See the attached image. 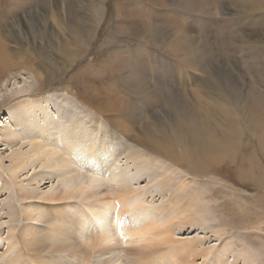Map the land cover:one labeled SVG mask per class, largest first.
<instances>
[{
  "label": "rangeland",
  "instance_id": "obj_1",
  "mask_svg": "<svg viewBox=\"0 0 264 264\" xmlns=\"http://www.w3.org/2000/svg\"><path fill=\"white\" fill-rule=\"evenodd\" d=\"M146 1L0 0V46H5L8 57V63L0 67V95L2 92L28 91L29 85L34 83L33 73L40 75V86L45 78L49 82L53 79L51 85L45 90L39 88L35 95L28 97L25 94L5 100V104L0 105V123L13 125L7 116L16 104L44 107L51 119L57 120V116L60 121L59 112L49 107L58 100H61L59 103L75 104L79 110L77 115L84 120L93 111L80 98L76 100L79 94L94 97L95 105L116 103L117 109L112 112L128 104L134 118L132 125H128L136 137L144 138L156 154L167 148L180 157L186 155L188 161L174 165L159 155L148 158V171L155 169L154 174L176 179L163 198L156 192L159 180L148 181L147 172L143 169L136 173L131 161H116L114 177L125 170L131 185L128 188L133 191L130 202L127 201L128 213L122 220L129 218L127 225L130 227V223L131 228L144 222L163 220L170 227L167 236L171 243L161 245V248L163 251L165 248L167 251L169 248L184 251L183 260L192 264H264V48H259L255 39L249 36L264 34V12L241 15L237 13L243 11L237 9L239 0H205L211 6L206 14L213 12L211 21H208L205 13L195 8L188 11L185 0ZM99 7L104 8L103 14L97 12ZM92 8H95L93 14L97 13L98 19L102 17L99 23L92 17ZM141 8L144 15L156 16L153 25L165 31L152 42L154 30L145 17H139ZM173 12L177 17L172 15ZM129 26L141 30L136 37L141 41L131 42L125 37ZM79 39H91L86 54L82 53L87 43L84 41L85 45L79 46ZM140 42L142 45H135ZM169 45L176 46L177 50L174 48L173 51ZM136 46L138 50H135ZM118 79H126V82ZM75 82L76 88L72 85ZM134 88L143 89L139 97L122 91L131 92ZM115 90L122 91L124 97L116 95ZM42 94L46 95L49 103L42 102ZM157 98L159 103L150 104ZM113 115L107 113L104 118L111 120ZM96 116L93 130H97L94 134L100 131L103 118ZM125 122L128 123L122 118L118 125L126 127ZM181 137L182 143L179 142ZM30 143L34 145V141L25 136L12 140L11 145L0 144V264H7L5 261L9 258L13 264H33L26 259L22 241L26 218L30 214L27 208L50 211L47 203L50 196L54 193L59 199L66 198L69 191L61 187L58 178L51 181L38 178L36 181L35 176L43 173L39 167L18 171L13 186L8 185L11 175L5 169L13 163L9 157L26 153ZM113 144L108 139L105 141L111 155L108 159H113L121 151ZM195 166H201L203 172ZM192 169H196L198 174ZM121 183L105 178V187L94 191L103 193H97L99 199L108 197L103 204H112L113 189L116 190V185ZM80 190L72 191L73 199L57 202L64 207L63 213L70 212L68 206L79 208L84 213L86 224L81 244L87 247L99 233L89 209L90 206L97 208L94 203H85L87 200L78 195ZM24 191L33 194L24 196ZM95 193L86 191L85 194ZM149 194H155V198L152 200ZM15 197L16 201L13 200ZM57 202L52 203L57 206ZM171 206L170 215L159 213L160 209L168 210ZM118 209L111 210L106 224L108 229H115L113 223ZM142 210L158 211V219L140 217ZM202 214L203 220L194 222ZM142 218L148 219L144 221ZM116 233L120 235L113 236L111 243L123 246L121 249L145 246L136 242L128 247L124 244L135 241V237L124 238L118 230ZM190 248L195 251L187 254L185 250L189 252ZM94 252L89 257L90 264L99 258L104 259ZM60 256L64 257L63 254ZM58 257L47 255L44 260L53 263ZM72 262L87 264L83 257L77 256L72 258ZM115 264H120V261Z\"/></svg>",
  "mask_w": 264,
  "mask_h": 264
},
{
  "label": "bare ground",
  "instance_id": "obj_2",
  "mask_svg": "<svg viewBox=\"0 0 264 264\" xmlns=\"http://www.w3.org/2000/svg\"><path fill=\"white\" fill-rule=\"evenodd\" d=\"M144 2L147 1L144 0ZM185 2L187 4L188 11L189 8H195L199 10V12L202 14L204 13L206 14L208 8L211 7L209 6V4L206 3L205 0H185ZM214 3L215 5L219 4L216 2ZM103 4L104 3H102V5ZM148 6L149 5H147V7ZM143 8L139 10L140 12L139 17L140 18L145 17V21L149 24L151 28H153L154 34L150 40L152 42L153 39H156V36L158 34L164 35L165 31L163 28H160V26L157 27L153 25L154 23L152 22L153 20L157 19L155 18L156 16L144 15ZM237 9L243 10L237 12L241 15L246 13L252 14L255 12H264V0H239ZM103 10L104 8L102 9V7H99L97 12L103 14ZM91 11H92V17L94 18V20L97 21L98 19L97 13L93 14L95 12V8H92ZM172 15L177 17V13L175 12H173ZM197 15H199L198 12ZM212 15L213 12L206 14V17H208L207 19L208 21H211L210 18H212ZM101 18L98 19L97 23H99ZM122 30L121 32H123ZM140 32H141L140 29L129 26V29H127V33H124V35L126 34L125 37H127L129 40H132L131 42L141 41L140 39H136V37ZM249 36L255 39V43L259 46V48H264L263 33H254V35H249ZM159 37L160 36H158V38ZM3 39L6 40V37H4ZM26 39L27 38L25 37L24 34V40ZM91 39H83V40L79 39V46H84L85 42L87 43L86 49L82 54H86V52L89 51V48L91 46ZM174 41L177 42L176 38L174 39ZM135 45L140 46L142 44L140 42V43H136ZM137 46L135 50H138ZM169 46L173 48L172 49L173 51L174 48L175 50H177L176 46L174 45H169ZM4 48L5 46L2 45L0 46V67L5 66L6 63H8V57L5 54ZM72 63L70 66L73 65ZM104 66L106 67V64H104ZM71 77H73V75H71ZM39 78H40L39 74L36 73L32 74V80L34 81V83L29 85L28 91L23 89L10 94L2 92L0 95L1 98L0 105L5 104V100L7 102V100L10 101L16 99V97L18 96H22L26 94L28 95V97H30L32 95H35L36 91L39 88L41 89L44 88L43 90H45L46 89L45 87L51 85L53 82V79L49 82V79L45 78L46 79L45 82H43V84L40 86ZM121 82L125 83L126 79H122ZM72 85L74 88H76L77 82H75V84ZM141 90L143 89L134 88V91L127 92L126 89L124 90L122 89V91L126 93L129 94L133 93L135 95L133 97L136 96L139 97V92H141ZM115 91H116L115 93L116 95H120L121 97H124L122 96L123 95L122 91L120 90H115ZM156 93L158 94V92ZM42 95H43L42 98L44 99L42 102H44V104L49 103V101L46 100L47 98L45 97L46 95L45 94ZM79 98L80 100H82L83 103H85L84 105H86L87 107L90 108L91 111H93L91 114L90 113L87 114L86 115L87 117L84 120H82L77 115L79 113V110H77L75 104H73L72 102L65 103L64 101L63 103H59L61 102V100H58L59 102L56 101L52 102L49 105V107L52 106L55 110L59 112L60 121H58L57 116H56L57 120L51 119L50 114L46 112L44 107L38 105L33 106V105L16 104L15 105L16 107L13 108L11 114H8L7 116V119H9L13 125H9L6 122L5 125L4 122L0 123V129L3 130L0 131V144L11 145L12 140L18 137H25V136L30 137L31 140L34 141V145L30 143L31 145H29V149L26 153L14 154L12 157H9L13 160L11 167L5 169V171H7L8 174L11 175V178H8V182H7L9 186H13L14 184L13 181L17 179L16 173L18 171L39 167L40 169H42L43 173L35 176L36 181H38V178H40L43 181L45 180L51 181L53 178H58L61 187L69 190L66 195V198L60 197L61 199H59L57 196H55L54 193L50 196V198L47 200V203L50 204L49 207L50 211L41 212V209L35 207L31 208L30 206L27 208L30 214L26 218L27 224L24 225V232L22 235V241H23V246L25 248L26 259L30 260L33 264H75L74 262H72V258L74 259L77 256V257H83L84 262L90 264L89 262L91 260L89 259V257H92L91 254L94 252V250H97V252L95 251L96 253L95 252L94 253L98 254L99 257L101 256L104 257V259L101 260L99 258L97 261L95 260V263L93 264H115L117 261H120V264H160V263L164 264L166 262L168 264H192L183 260L184 251L176 248H169L170 249L169 251H167L165 248V250L163 251V249L161 248V245L162 246L164 244L169 245L171 243L169 236H167L169 235L168 233L170 232V227L167 226L165 222H162L163 220L161 221V219H159L160 222L158 220L155 221L153 220L146 224L144 222L142 223V225L139 224L140 226L136 228H134L135 226L131 228V224L129 223L130 227H128L127 223L130 221L129 218H128L129 221L125 219L122 220V218H124L125 214L128 213L126 211L127 201L129 200L130 195L133 194V191L130 188H128L130 183L128 182V174L124 172L125 170L119 171L120 174L114 177L115 171L117 170V165L115 164L116 161L118 162L131 161L132 164L134 165V169L136 173L141 172V169H143L144 171L146 170L145 172H147L146 178L148 181L152 182L154 180L156 181L159 180L156 183V187H157L156 192L157 193L159 192L160 194L159 196L163 198V194L169 193L171 189V184L176 179H174V177L172 178V176L165 177L162 176V174H154L155 169H151L150 171H148L149 166L147 165L146 161L148 160L149 157H156L157 155H159L160 157L166 159L170 163L174 165H178L177 163L184 161L187 162L188 161L187 156L185 155L180 157V155L173 154L167 148L164 151H162V153L160 154L154 153L151 150L149 143L145 142L144 138L136 137L132 133V128L130 130L129 125L130 124L132 125L134 118L132 117V113H133L132 107L130 108L128 104L122 105V107H120V109L117 112H112L113 109H117L116 103L112 105H108L107 103H96L97 105H95V100L94 97L92 98V96L79 94L76 100H79ZM159 100L160 99L158 98L156 100L154 99V101H152L150 104L152 103L157 104L159 103ZM93 102L94 104H92L93 106H91V103ZM146 103L148 104L149 101H146ZM10 108L11 106L8 109V113ZM139 109L140 108H138V110ZM107 113L114 114L113 115L114 118L111 120L105 119L104 116ZM97 114L100 115L101 118L103 117L104 119L102 118V121L100 122L99 125L100 131L98 130L96 134H94L96 128L93 130L94 127L93 121L98 117L96 116ZM122 118L128 121V123L125 122L127 123L126 127L118 125L120 119L122 120ZM134 122L136 123V119L134 120ZM65 124H68V127H64ZM81 124H83V128L81 127ZM19 139L21 140V138ZM107 139L108 142L112 141L114 143L113 145H116L121 150L120 152L117 153V156L113 157V159H111V157L108 159V156L111 155L110 152H108L107 148L105 147V141H107ZM129 142H132V144H130ZM179 142L180 143L184 142L182 137L179 138ZM27 143L29 144V141H27ZM51 146H53L54 148H51ZM64 154H66V157L63 156ZM177 156L179 157L177 158ZM109 163L111 164L109 165ZM95 164L96 166H94ZM189 164L191 165V159L189 160ZM195 167L198 171L203 172L201 166H195ZM196 169H192V170L194 171V173L198 174V171ZM3 173L5 174L4 171ZM45 177H48V179H44ZM105 178L112 180L114 182L116 180L122 182L121 185L119 186H118L119 183L117 185L114 184L117 186V188H115L116 190L113 189L114 193H112L111 195L114 196H112V198L110 197L111 200L113 201L112 204L111 203L103 204L105 200L106 201L108 200V197L105 196L104 198L99 199L100 197L99 198L97 197V193L99 195H103V193L102 192L95 193L94 191V190H98L99 188L105 187L103 185V181ZM81 184L84 186H82ZM81 188L82 190H80ZM76 189L80 190L78 195L80 197H83V200L85 201L87 200L85 203H89V204L94 203L97 208L95 210L93 206H90L89 209H90V215H92L93 220L95 222V226H97V228L99 229V233L97 234V236H95L90 240L89 245L87 247L81 244V237H83L81 234L83 232V227H85L84 224H86L85 223L86 216H84V213H82V211L79 210V208L76 209L73 208V206H68V209L70 210L69 213L66 212L63 213L62 210L64 209V207L60 206L61 203H58L61 200L66 201L73 199L74 197L72 195L74 193L72 194V191H75ZM86 191H91V193L94 192L95 194L92 195L85 194ZM32 194L33 193H30L28 191H24V193L22 192V195L24 196H30ZM153 195H150L152 196V200L153 198H155L153 197ZM90 197L94 199V202L91 201ZM145 197L147 196H144V198ZM13 200L16 201L17 197H15ZM170 200L173 202L172 198H170ZM52 202H57L58 203L57 206L56 204L53 205ZM109 204L113 206H110ZM105 205L108 206L105 207ZM36 206H38V204ZM116 208H119L118 209L119 211L117 212L115 223H113L115 229L114 230L108 229L106 227V224L109 220L108 218L109 214L111 210L112 212H114L113 210H115ZM172 210L173 209L171 206V209L168 210L160 209L159 213L162 214V216L164 213L165 215H170L172 213ZM142 211H140L141 212L140 217L151 216V217H156L158 219L157 216L158 211L155 212L154 210H142ZM36 215H38V217L35 219ZM203 218L204 215L200 217L198 216L197 218L194 219V222L196 223L200 222L201 220H203ZM147 219L148 218H145V220ZM142 220L144 219L142 218ZM133 222L135 221L133 220ZM116 230H118L119 233L120 232L123 233L124 235L123 234L122 235L124 238L135 237L136 239L135 241L127 242L124 245L129 247L132 246V244L138 242V243H144L145 246L140 248H138L137 246L136 249H131V250H126V248L121 249V247L123 246L119 247L118 246L119 244L115 245L111 243L113 242L112 241L113 239L111 238H113V236L115 235H118L116 233ZM147 243L150 244L148 245ZM190 243L191 242H189V244ZM121 244L123 245V242ZM190 249L191 251L189 252L185 250L187 254L190 253L192 254V252L195 251L194 248L193 249L190 248ZM17 254L18 253H16L15 255ZM60 254H63L64 257H61ZM47 255H56L59 257L54 259L55 262L49 263L44 260V257ZM20 257H24V256L20 254ZM214 258L216 259V257ZM11 259L9 258L7 261H5V263L13 264V262L10 261ZM24 263H27V261H24Z\"/></svg>",
  "mask_w": 264,
  "mask_h": 264
}]
</instances>
